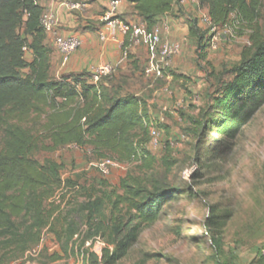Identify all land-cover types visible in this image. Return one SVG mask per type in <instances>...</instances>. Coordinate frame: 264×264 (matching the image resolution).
<instances>
[{"label": "rangeland", "instance_id": "rangeland-1", "mask_svg": "<svg viewBox=\"0 0 264 264\" xmlns=\"http://www.w3.org/2000/svg\"><path fill=\"white\" fill-rule=\"evenodd\" d=\"M261 3L258 24L264 35V0ZM92 11L95 19H85L87 26L116 19L111 15L101 20L98 15L106 11L102 5ZM165 16L150 34L134 10L125 16L123 21L137 27L130 47L132 57H120L105 79L147 100L151 120L160 132L157 138L151 136L148 147L159 159L156 173L172 189L160 219L144 227L128 253L113 264H264V95L231 98L221 107L215 104L224 83L232 79L231 67L250 46L252 29L234 15L225 26H213L198 0H185ZM189 18L198 19L207 33L205 49L190 35ZM157 28L159 43L153 40ZM164 43H180L181 50L164 60L160 55ZM25 57L30 61L32 51L26 50ZM51 71L58 77L53 63ZM243 101L245 112L234 119L231 112ZM194 119L208 124L199 135L194 132ZM33 157L41 162L48 158L62 162L63 178L71 177L84 188L57 190L46 203L48 209L59 205L52 223L63 238L44 229L40 250L22 264H92L79 257L81 251L75 248L82 246L79 238L70 242L72 251H64L65 219L68 216L75 222L76 232H84L86 218L79 205L91 187L97 192L117 188L120 178L134 166L115 163L104 173L90 148L76 145L56 152L38 151ZM165 157L177 161L170 170L164 165ZM111 246L110 252L114 250ZM53 254L61 258L52 261Z\"/></svg>", "mask_w": 264, "mask_h": 264}, {"label": "trees", "instance_id": "trees-1", "mask_svg": "<svg viewBox=\"0 0 264 264\" xmlns=\"http://www.w3.org/2000/svg\"><path fill=\"white\" fill-rule=\"evenodd\" d=\"M115 1L133 6L148 34L165 15L183 4L181 0ZM198 3L207 10L215 27L225 26L234 15L236 21L252 29L250 46L231 67L232 79L224 83L222 95L215 98L216 106H223L231 98L264 95V35L258 24L261 0ZM43 14L40 0H0V264H10L39 245L46 228L62 240V232L52 223L59 205L48 209L46 203L56 196L57 190L84 187L71 177L63 178L62 162L51 158L41 162L33 154L56 152L68 145L90 148L99 161L110 159L134 166L120 178L117 188L97 192L95 186L91 187L79 205L87 224L80 239L82 246L98 235L108 245H114L112 252L104 250L101 259L92 254V264H113L128 253L144 227L160 219L172 198L167 180L156 173L159 159L148 147L155 124L147 100L124 92L122 84L106 81L107 76L98 82L87 71L53 77V50L46 43ZM188 20L190 35L205 49L207 33L201 30L198 19ZM133 35L130 28L122 43L127 58L132 57ZM26 49L32 51L30 61L25 57ZM246 106L243 101L231 116L238 118ZM193 121L196 135L208 128L206 121ZM207 153L213 155L212 150ZM176 162L173 158L164 159L167 170ZM64 199L65 195L60 203ZM65 221L63 248L67 253L73 250L69 244L78 232L68 216ZM50 258L56 261L61 256L53 254Z\"/></svg>", "mask_w": 264, "mask_h": 264}, {"label": "crops", "instance_id": "crops-1", "mask_svg": "<svg viewBox=\"0 0 264 264\" xmlns=\"http://www.w3.org/2000/svg\"><path fill=\"white\" fill-rule=\"evenodd\" d=\"M89 1H93L89 3ZM80 3L81 9H71V4ZM118 7L112 4V0H40L44 12H51L55 15L56 26L53 32L47 33L46 43L52 48V63L55 74L60 77L71 73L91 72L94 68L111 64L116 66L119 58L124 57L122 43L125 38L123 27L128 24L120 18L104 23L99 21L94 26H87L85 19H95L94 7L100 5L106 8L105 13L98 15L101 20L111 15H124L133 13L125 1H119ZM118 3V4H119ZM125 3V4H124ZM117 4V5H118ZM90 12V16L88 15ZM126 16V17H125ZM167 16H164V18ZM98 18V19H99ZM90 23H92L90 21ZM75 33L82 40L81 47L71 56L70 61L62 64L61 54L56 46L57 36H66ZM105 34L106 38H102Z\"/></svg>", "mask_w": 264, "mask_h": 264}, {"label": "built area", "instance_id": "built-area-1", "mask_svg": "<svg viewBox=\"0 0 264 264\" xmlns=\"http://www.w3.org/2000/svg\"><path fill=\"white\" fill-rule=\"evenodd\" d=\"M185 0H181V3H184ZM113 5L119 3V1H113L112 2ZM71 9H81L82 5L80 3H73L70 5ZM207 20L211 22L210 18L207 17ZM113 21V20H112ZM114 22V21H113ZM143 23V22H142ZM41 24L42 26L45 28V30L47 31V33L49 32H53L56 26V18L55 15L51 12H44V14L41 17ZM123 31L126 34V32L128 30H130V28L133 29L134 32L137 31V27L134 25H129L126 24L123 27ZM158 28L156 29V32H154L153 34V40L155 43H159L160 42V37L158 34ZM153 33V32H152ZM102 38L105 39L106 36L105 34H102ZM82 45V40L80 39V37L77 34H68L66 36H57L56 37V46L57 49L59 50L60 54H61V59H62V64L66 65L70 59L71 56L81 47ZM27 50V49H26ZM181 50V44L180 43H164L161 48H160V55L162 59H170L171 57L175 56L176 54H178ZM113 69V66L111 64H104V65H100L96 68H94L91 73H92V79L94 82H98L102 77L107 76L111 73ZM166 110V108L164 109ZM160 132L157 129L156 126H152L151 127V135L153 138H157L159 136ZM116 162L110 160V159H102L99 161V166L100 169L104 172V173H109L110 172V168L115 165ZM83 232V231H82ZM82 232H78L74 235L73 237V241H78V238L81 239L82 237ZM42 243V241L40 242V244ZM37 245L36 247L29 249L26 253L25 256L22 259H18L13 261L10 264H22L23 260L27 259V257L29 255H32L34 253H38V250H40L41 245ZM75 248L77 249L79 253V257L82 259V261L84 260H91V255L95 254L97 255L100 259L103 255V252L105 249H111L112 246L108 245L107 242L100 236H94L90 239H87L84 243V245L79 249V245H75ZM27 263V262H26Z\"/></svg>", "mask_w": 264, "mask_h": 264}]
</instances>
